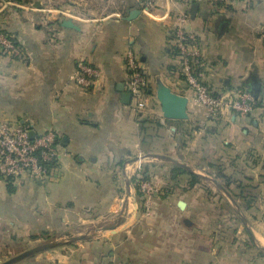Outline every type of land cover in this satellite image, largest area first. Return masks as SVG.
Masks as SVG:
<instances>
[{"label": "crops", "instance_id": "0c3cea01", "mask_svg": "<svg viewBox=\"0 0 264 264\" xmlns=\"http://www.w3.org/2000/svg\"><path fill=\"white\" fill-rule=\"evenodd\" d=\"M143 2H0V29L26 53L22 61L0 57V121L57 132L62 153L49 182L0 179V262L57 240L60 246L16 264H264V0L250 10L242 3L200 4L194 14L193 5ZM182 13L189 15L185 28L199 37L206 84L215 93L250 92L258 102L251 114L222 109L208 118L195 102L172 33ZM68 19L76 28L63 26ZM128 51L148 79L140 116L123 97ZM81 62L102 72L93 88L68 84ZM161 83L188 98L187 120L163 116ZM140 154L150 160L157 189L149 214L136 187ZM156 155L239 194L232 198L244 211L246 236L228 242L208 236V226L220 222L208 216L204 181L190 187L186 175L180 184L172 178L179 165Z\"/></svg>", "mask_w": 264, "mask_h": 264}, {"label": "built area", "instance_id": "2783aa9c", "mask_svg": "<svg viewBox=\"0 0 264 264\" xmlns=\"http://www.w3.org/2000/svg\"><path fill=\"white\" fill-rule=\"evenodd\" d=\"M170 6L177 4L193 5L209 4L211 6H227L242 3L246 10L252 9L254 0H163ZM2 2V0H0ZM147 8H156L158 0H144ZM64 13V12H61ZM65 14V13H64ZM189 19L187 13L178 17L177 25L172 30L174 46L177 50L182 80L186 88L193 92L195 102L206 110L208 118L216 117L222 109L240 115L251 114L258 106L257 99L246 90L215 93L206 84L208 64L202 57L200 40L195 32L185 28ZM264 39V25L261 28ZM25 49L16 38L0 29V57L14 60L25 59ZM126 65L129 71L127 83L131 95V105L137 115H142L147 107L145 100L148 79L139 58L131 51L126 54ZM102 72L93 65L81 62L78 70L69 78L68 84H75L84 89L96 86ZM32 128L28 123L0 121V179L19 180L30 176L36 181L44 182L56 178V169L62 159L59 151L60 136L52 130L36 133L31 137ZM144 156L139 155L140 174L136 187L141 194L144 214L152 209L153 197L157 192L153 182L143 179ZM106 264H121L114 260Z\"/></svg>", "mask_w": 264, "mask_h": 264}, {"label": "water", "instance_id": "95a60500", "mask_svg": "<svg viewBox=\"0 0 264 264\" xmlns=\"http://www.w3.org/2000/svg\"><path fill=\"white\" fill-rule=\"evenodd\" d=\"M200 7L199 3H195L192 6V14H194L196 12V10ZM136 14V12H134L132 14V16H134ZM64 27H68V28H76L74 22L71 19H68L64 22L63 24ZM120 90H122V87H120ZM156 96L157 99L161 105V110L163 112V116L168 119V120H187L188 119V112H187V107H188V98L182 95H179L177 93H175L169 86H166L165 84L161 83L158 86L157 92H156ZM124 102L125 103H130L131 101V95L130 93H126L124 94ZM36 135L35 130L32 129L31 131V137L34 138ZM153 157H158L164 160H168L169 162L182 166V167H187L185 164L176 161L168 156H163V155H156ZM144 159L147 158V156L143 157ZM140 158H137V161ZM206 179L211 180L215 186L217 188H219L220 190H222L227 196L228 198L232 201V203L236 204V202L233 200L232 196L230 195L229 192L226 191V189L221 186L217 180H215L214 178L210 177V176H206ZM179 206L180 208H185L186 207V203L184 201H180L179 202ZM244 220V219H243ZM62 244L61 241H50V242H46L42 245L36 246L34 248H31L29 250H26L24 252H22L21 254L5 261L2 262L0 264H16L22 260H25L31 256H34L36 254L42 253L44 251H48L50 249L56 248L58 246H60Z\"/></svg>", "mask_w": 264, "mask_h": 264}, {"label": "rangeland", "instance_id": "374dc122", "mask_svg": "<svg viewBox=\"0 0 264 264\" xmlns=\"http://www.w3.org/2000/svg\"><path fill=\"white\" fill-rule=\"evenodd\" d=\"M9 122H12V121H9ZM148 161L150 160L143 159V161H141L143 163V170L144 171L147 170V172L150 170L149 169L150 167L148 165L150 163ZM248 162H249L248 163L249 165H254V162L251 161L250 159H248ZM242 165H244V163ZM26 177L27 176L23 178H26ZM26 179H28V177ZM31 180L36 181L33 178H31ZM49 181L50 180H47L46 182H49ZM202 181H204L203 184H205V187H206L204 189L207 195V202L208 204L209 202L211 203L210 210H208L210 212L208 216H215L216 217L215 220L217 219L216 222H220V224L215 223V224H212L211 226H208V236L209 235L216 236L218 241H224V242L231 241L232 239L239 238L240 236H246V228L244 227L243 222H242V218L245 217L243 209H237L236 205L232 203V201L228 198V196L222 190L217 188L211 180L205 179ZM248 182H249V179H248ZM19 184H21V182H19ZM244 186H246V184ZM237 195L239 194L237 193L231 194V196L234 198H237ZM245 202L246 201L242 199V206H245ZM39 245H42V241L36 245L34 244V246L31 248H34ZM31 248H25V249L29 250ZM11 258L13 257L8 258V260ZM3 259L4 258H2V262L7 261Z\"/></svg>", "mask_w": 264, "mask_h": 264}, {"label": "trees", "instance_id": "16d2710c", "mask_svg": "<svg viewBox=\"0 0 264 264\" xmlns=\"http://www.w3.org/2000/svg\"><path fill=\"white\" fill-rule=\"evenodd\" d=\"M147 92H148V89H146V94H147ZM186 175H190V177H191L190 178L191 179L190 182H188V185L190 187H193L194 185H196V183L197 184L201 183V181L203 180L201 177H199L196 174H194L188 168H185V167H182V166H176L174 168L172 178L180 183L181 178H183ZM143 179H145V180L150 179V176L148 175L147 170L144 171ZM10 180H12V179H10ZM138 199H139V194H138Z\"/></svg>", "mask_w": 264, "mask_h": 264}]
</instances>
